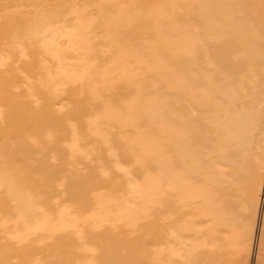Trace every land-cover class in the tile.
<instances>
[{"label":"bare ground","instance_id":"6f19581e","mask_svg":"<svg viewBox=\"0 0 264 264\" xmlns=\"http://www.w3.org/2000/svg\"><path fill=\"white\" fill-rule=\"evenodd\" d=\"M59 1L22 3L36 16L30 31L41 34L34 43L45 58L35 63L41 78L17 88L15 101L6 100L4 68L7 54L25 56V47L16 36L7 45L10 32L0 31V169L8 170L0 194L15 211L0 227L14 221L17 242L70 235L76 248L109 251L100 263L92 253L76 264H264V0H190L189 21L169 39L153 5L138 21L134 12L127 20L105 13L137 0ZM16 2L0 0V11ZM35 106L55 119L54 130H16ZM60 135L70 157L94 153L110 164L89 173L90 216L70 219L72 207L36 199L51 197L33 195L52 186L38 181L49 164L19 161L46 154ZM120 220L129 233L142 230L141 246L113 250Z\"/></svg>","mask_w":264,"mask_h":264},{"label":"rangeland","instance_id":"374dc122","mask_svg":"<svg viewBox=\"0 0 264 264\" xmlns=\"http://www.w3.org/2000/svg\"><path fill=\"white\" fill-rule=\"evenodd\" d=\"M16 3H11L10 5L14 4L12 8L0 11V23L3 24V27H1L0 31H7L10 32L8 37L6 39H9V42H7V45H10L12 41L14 40L15 36L19 37V44H22V46L25 47V56H21L19 53H16L15 56H11V54L8 55V67L4 68L7 75L3 77V83L2 87H5L6 89V95L9 97H6V100L8 101H15L17 98H20L22 96V92L18 90L17 88H22V86H26L27 83L35 82L41 76L38 74L37 66L35 65L36 59L42 60L44 59L41 57L40 54L37 53L39 50V45L37 43H34L35 37H41L37 36L35 32L30 31L33 26V24H37L34 21V18L36 16H32L31 13L28 11L31 9V7L26 8L22 5L24 0H16ZM20 1V2H19ZM49 5H57L61 1L59 0H47ZM63 3L65 1H70L69 4H71L74 0H62ZM138 4H134L133 7L130 6V9H126L122 4L118 5L116 8L105 11L106 14H111V19H113L116 15V17L122 18L127 20L128 16L131 14L130 12L136 13L134 17L138 19V21H143V19L146 16L147 11L151 8L153 5V10H156L159 15V25L162 29V38L169 39L172 37H175L177 34V25L185 24L189 21L190 18V11L188 8L190 0H137ZM64 4V5H69ZM141 4V5H140ZM16 5V7H15ZM140 5V6H138ZM92 7H86V10L90 9ZM107 8V9H108ZM69 9V8H67ZM139 9L142 10L139 13ZM146 11V13H145ZM104 12V11H103ZM60 13V12H58ZM47 16H49V13H43ZM41 14V15H43ZM139 14V15H138ZM141 15V16H140ZM51 17V16H50ZM56 17V16H54ZM98 16L92 17L95 22H100V20H97ZM57 18V17H56ZM55 18V19H56ZM26 22V26H20L21 23ZM136 26H139V24H136ZM23 27H26L25 29H21ZM30 31V32H29ZM40 33V32H39ZM42 33V32H41ZM127 32L125 29H121L120 35L126 36ZM22 36V37H21ZM107 37L101 38L100 43L106 40ZM110 39V38H108ZM137 40V39H136ZM136 40H134V45L137 44ZM140 44L142 41H139ZM7 46H4L3 49L1 48L0 54H6L7 53ZM12 47V46H11ZM10 53H14L10 51ZM139 54V53H138ZM11 65V66H10ZM38 65V64H37ZM12 67L13 70L17 73V76L14 78L8 73L9 68ZM16 87H14V86ZM34 92L38 93L40 90L37 88L33 90ZM39 107H32L31 108V121L29 123H24L19 125L16 130H19L20 132H28L31 133V135H35L37 133V130H42L43 128H46L47 130H54L56 127L54 125L55 119H51L50 117L44 116V112L41 111L43 109H38ZM6 110V109H4ZM3 111V109L0 110V112ZM8 113V112H7ZM3 116V115H2ZM34 120H33V118ZM46 118V122L42 119ZM42 120V121H41ZM37 122V123H35ZM50 124V125H49ZM36 126V127H33ZM49 125V126H48ZM13 129V128H12ZM31 130V131H30ZM40 130V131H41ZM8 131V130H6ZM10 131V130H9ZM68 134H66L67 136ZM65 137L64 135H60L57 138H55V143L53 144L51 142H47V144H44V147H46V154H41L39 156L33 157V159H26V160H19L22 159V156L20 154H17L14 158L16 161L26 162L31 161L35 164L42 163L45 166L49 164V167L47 166L46 172L49 171V176L44 177V180H38L40 181L39 184L41 185H48L51 184L52 186H46L39 187L37 190L34 191L33 195H38L41 193H49L51 192V197L48 199L43 198H36L39 200H42L44 203L48 205V203H57L59 206V209H63V207L70 208V219H75L78 216L79 217H85L90 216V211L92 209H96V205L94 203V199H92L91 196L87 195V188L89 185L86 184L89 173L92 170H100L102 167H108L110 166L109 163L103 162L102 160H98L95 156V154H90V159H86V157H80L78 154H76L74 157H70L67 152V144L62 142V138ZM47 140L46 138H44ZM49 140V139H48ZM57 140V141H56ZM11 142V141H10ZM0 141V145H1ZM15 147H11L10 149H14ZM88 157V156H87ZM94 158V159H93ZM77 160V161H76ZM12 161V160H11ZM18 161V162H19ZM70 161H75L78 163V166L76 168H69L67 166V163ZM103 162V164H101ZM3 164V163H2ZM7 172L8 170L0 169V175ZM81 181V183H79ZM56 182L59 185L62 184V186H56L52 183ZM70 185V188H65V186ZM101 185V186H100ZM102 187V184L99 183V185ZM63 191V192H62ZM7 196L0 194V212H3L1 215L0 213V222L4 219V216H10L9 214L14 213V204L9 203L10 206H7ZM6 199V201H5ZM83 203H86L84 208L87 209V212H72L73 208H77L78 206H83ZM262 206H264V202H262ZM3 205V207L1 206ZM42 206V205H41ZM98 214V213H95ZM13 215V214H12ZM60 214L57 211H53V214L51 215L53 218L58 217ZM3 218V219H2ZM6 218V217H5ZM4 221V220H3ZM124 221V220H123ZM122 220H120L119 223L113 222L116 224L117 227L120 229L114 232V236H118L117 238H114L111 242L112 245H114L113 250L117 253H121L122 251L128 249L129 247H135L136 245L141 246L142 239H141V233L140 231H135L134 233H129L125 228L121 226ZM141 221H139L140 223ZM138 223V224H139ZM110 223H106L104 225V228L102 231L104 233L106 232L107 235H111L110 228L107 227V225ZM81 228L86 229L89 231L91 227L87 224H81ZM6 229V232L3 233V230ZM107 229V230H105ZM20 228L18 229L15 227L14 221L6 222L3 227H0V264H76V263H83L82 262V255H98L96 258L97 262L100 263L104 255H107L109 252H103V250L97 249V246L93 244L90 246L87 250H83L82 248L74 246V240L70 235L65 236H49V238H35V237H29L25 240H22L21 242H17L14 239V236L16 233H18ZM264 231V228H263ZM262 231V232H263ZM105 233V234H106ZM119 234V235H118ZM122 237V238H121ZM136 240V241H135ZM47 244H50L49 246ZM139 249V248H138ZM112 250V249H111ZM136 250H130L127 253L131 256L132 259H135V253ZM135 251V252H134ZM92 257V256H90ZM130 260V259H129ZM226 264H237L233 261H228Z\"/></svg>","mask_w":264,"mask_h":264}]
</instances>
